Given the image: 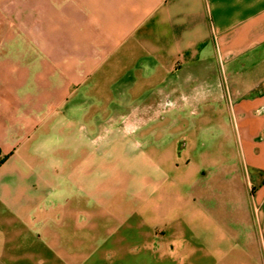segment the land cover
Masks as SVG:
<instances>
[{"label":"crops","instance_id":"crops-1","mask_svg":"<svg viewBox=\"0 0 264 264\" xmlns=\"http://www.w3.org/2000/svg\"><path fill=\"white\" fill-rule=\"evenodd\" d=\"M177 91L214 151L108 122ZM0 149V264H264V0H0Z\"/></svg>","mask_w":264,"mask_h":264},{"label":"rangeland","instance_id":"rangeland-1","mask_svg":"<svg viewBox=\"0 0 264 264\" xmlns=\"http://www.w3.org/2000/svg\"><path fill=\"white\" fill-rule=\"evenodd\" d=\"M173 92L170 94H157L156 98H148L147 95L141 99H133L126 101V110L123 115L119 117H110L108 122H116L119 124L122 133L129 137L146 133L150 129L155 127L158 129L157 144L152 140V146H157L159 153L166 154L171 147L172 139L179 135H188L191 137V144L193 148L200 145L203 142L207 143L205 151H214L217 141L215 140V132H199L198 125L200 120L204 118L203 107L199 106L189 95L188 91ZM171 100V101H170ZM114 108V106H113ZM107 122V123H108ZM125 128V129H124ZM97 133H95V136ZM147 146V151H149ZM153 148V147H152ZM144 149V148H143ZM125 152V153H124ZM111 157L127 159L129 162L126 164L127 170L131 172L132 176L136 177L137 173L143 174L147 170L138 167L131 163L129 157H133L132 154L128 153V150L120 147H115L110 150ZM129 156V157H128ZM194 157L191 163L188 165V169L196 168ZM138 170V171H137ZM131 179L130 187L128 191H133L137 185L136 179ZM254 191V187H253ZM71 198L73 196H70ZM200 239L202 240L203 246L209 250L212 248L213 231L212 228H203L200 230ZM199 237L192 236L191 240L198 242ZM200 243V242H198ZM223 250L228 253L239 250L240 248L235 244L226 243L222 245ZM226 264H256L255 261L248 260L246 258L234 259L233 255L225 259ZM216 260H203L201 264H216Z\"/></svg>","mask_w":264,"mask_h":264},{"label":"trees","instance_id":"trees-1","mask_svg":"<svg viewBox=\"0 0 264 264\" xmlns=\"http://www.w3.org/2000/svg\"><path fill=\"white\" fill-rule=\"evenodd\" d=\"M8 156L7 155H3L0 149V167L7 161Z\"/></svg>","mask_w":264,"mask_h":264}]
</instances>
